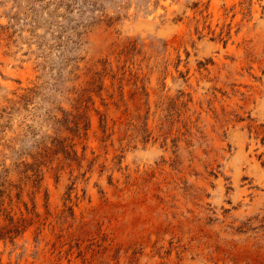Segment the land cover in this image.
<instances>
[{"label":"rangeland","instance_id":"374dc122","mask_svg":"<svg viewBox=\"0 0 264 264\" xmlns=\"http://www.w3.org/2000/svg\"><path fill=\"white\" fill-rule=\"evenodd\" d=\"M0 264H264V0H0Z\"/></svg>","mask_w":264,"mask_h":264}]
</instances>
